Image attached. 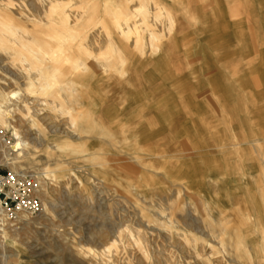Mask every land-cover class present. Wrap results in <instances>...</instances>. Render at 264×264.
<instances>
[{"label":"rangeland","instance_id":"374dc122","mask_svg":"<svg viewBox=\"0 0 264 264\" xmlns=\"http://www.w3.org/2000/svg\"><path fill=\"white\" fill-rule=\"evenodd\" d=\"M142 1L0 0V130L42 212L0 264H264V0Z\"/></svg>","mask_w":264,"mask_h":264},{"label":"built area","instance_id":"2783aa9c","mask_svg":"<svg viewBox=\"0 0 264 264\" xmlns=\"http://www.w3.org/2000/svg\"><path fill=\"white\" fill-rule=\"evenodd\" d=\"M0 139L10 141L6 133L0 130ZM6 159L0 150V210L9 220H15L22 213L30 216L41 211L38 196L39 183L32 172L13 171L7 168Z\"/></svg>","mask_w":264,"mask_h":264},{"label":"bare ground","instance_id":"6f19581e","mask_svg":"<svg viewBox=\"0 0 264 264\" xmlns=\"http://www.w3.org/2000/svg\"><path fill=\"white\" fill-rule=\"evenodd\" d=\"M2 30V28H1ZM17 94L15 92H12L6 99L5 101L8 103V105L10 104V102L16 100L17 98ZM52 96V94H51ZM1 98V97H0ZM56 98V97H55ZM1 102H3V100L0 101V110L2 109L1 107ZM11 106V105H10ZM9 118V117H7ZM1 127H6L4 123H1L0 124ZM10 128V127H9ZM0 150H2L3 152V155H4V158L6 159V164L7 166L13 170V171H17L19 170V164H20V160L22 158V154L21 152L23 151L22 150V144L19 142V143H16V144H13L12 142H9V141H4L2 139H0ZM13 152V153H12ZM23 165V164H22ZM35 177H36V180L38 181L39 183V180H38V177L36 175V173L32 172ZM39 193H40V183H39V192H38V196H39ZM40 198V197H39ZM41 213V216H42V212L40 211ZM39 213V214H40ZM30 218V215L26 214V213H22L19 217H17L15 220H9L6 216V214L4 212H2L0 210V244H4V243H10V244H13L14 241L11 236H9V233L8 231L11 230V226L14 227L16 225V220H22V219H25V221H23V229H26V228H29V219ZM16 222V223H15ZM19 222V221H18ZM21 222V221H20ZM15 223V224H14ZM141 235V234H140ZM139 240V239H138ZM137 240V241H138ZM141 242V241H140ZM5 246V245H4ZM17 250V248L15 249ZM12 251V250H11ZM18 251V250H17ZM16 251V252H17Z\"/></svg>","mask_w":264,"mask_h":264},{"label":"crops","instance_id":"0c3cea01","mask_svg":"<svg viewBox=\"0 0 264 264\" xmlns=\"http://www.w3.org/2000/svg\"><path fill=\"white\" fill-rule=\"evenodd\" d=\"M139 1H142V0H139ZM142 3H144V1H142ZM143 6H144V4H142ZM117 10V9H116ZM115 10V11H116ZM118 11V10H117ZM116 13H118V12H116ZM144 17H145V20H148L147 18H146V16H148V12H144ZM117 21V20H116ZM1 22V21H0ZM2 23V24H1ZM0 24L7 30V31H10V32H12L15 28L13 27V26H10V25H7L6 23H3V22H1ZM115 28H117V27H119L118 26V24H117V22H115L114 21V23L112 24ZM66 27H67V25L65 24V25H63V26H61V27H58V28H52V26H51V28H52V30H54L53 32H54V34H55V36H58V35H60L59 33H61V32H64L65 30H66ZM49 28H50V26H49ZM131 28H129L128 27V29H127V34L131 31L130 30ZM1 33H0V36L1 37H3L4 36V34L2 33V31H0ZM75 40V37L74 36H69L67 39H65L64 41H63V44H69L70 42H72V41H74ZM33 42H36V41H33ZM37 45H38V47H39V50H40V52L41 53H43L44 54V56L46 57L47 55H48V53H49V50H50V46H49V43L47 42V41H42V42H37ZM152 45V44H151ZM113 51H115V53H116V50L115 49H113ZM54 57V61L56 62V64H60L63 60L65 61H69V59H67L68 58V55L64 58V57H59V56H57L56 54L53 56ZM23 61L24 62H26V63H28V64H31V61L30 60H28L27 58H25V57H23ZM98 63V62H97ZM99 65V64H98ZM79 66H81V65H79ZM77 67H78V65H73V66H71V68L73 69V70H75V69H77ZM82 68H84V69H86V67H82ZM31 84L29 83V86H30ZM47 87H48V85H47ZM73 90L74 89H71L70 88V94H72L73 93ZM52 94V97H54V99H57L58 98V92H52V93H50V95ZM56 97V98H55ZM87 114H89V113H87Z\"/></svg>","mask_w":264,"mask_h":264}]
</instances>
